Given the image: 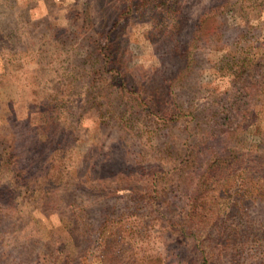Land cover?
Returning a JSON list of instances; mask_svg holds the SVG:
<instances>
[{"label":"rangeland","instance_id":"obj_1","mask_svg":"<svg viewBox=\"0 0 264 264\" xmlns=\"http://www.w3.org/2000/svg\"><path fill=\"white\" fill-rule=\"evenodd\" d=\"M216 1L0 0V264H264V60L246 115L229 58L264 48V0L206 17ZM101 32L108 55L92 50ZM136 91L151 108H131ZM220 103L237 112L214 148L237 163L204 173L215 156L204 153L183 167L188 143L218 133L208 116ZM202 173L220 211L191 218Z\"/></svg>","mask_w":264,"mask_h":264},{"label":"trees","instance_id":"obj_2","mask_svg":"<svg viewBox=\"0 0 264 264\" xmlns=\"http://www.w3.org/2000/svg\"><path fill=\"white\" fill-rule=\"evenodd\" d=\"M218 2H219V0L216 1V3H218ZM221 2H222L221 5L217 8L214 6H210L206 10V13L204 15L206 17H212L217 13V11L221 10V12H222L224 9H226L224 6L225 5L224 3L226 2V0L221 1ZM99 35H101L100 39H99ZM104 35L105 34L103 32H101L93 38L94 46L92 47V50L96 51V53L98 51L107 53L105 51L109 48V45L106 44L107 42L105 41ZM213 35H215V34H213ZM250 49H251V53L249 55L247 54L246 56L239 57V58H237L235 51L229 54V58L231 60L234 59V61L237 62L235 64V66H236L235 67L236 79L234 81V84H240L242 82L243 83L245 82L243 86H239L238 88H236L237 93H234V97L237 98L238 100L240 99V102L233 98V100L235 101L233 106L235 107V109L238 110L239 109L238 106L241 105L240 108L241 107L242 108L239 109V111L240 110L244 111V114H246V115L247 114L252 115V114L257 112L256 102L251 104L250 109L248 108L250 111L246 110L247 101L249 102V99H250L249 97H251V96L256 97V99H258L260 97L259 94L261 93L260 92L261 90L259 91V89H257V88H247V86H249L252 81L255 82L258 80L256 78H254L253 72H251V71L253 70V68L257 67V62L258 63L260 62L259 65H261V63H263V60H264V48H261L259 46L255 47V45L252 44ZM107 55H108V53H107ZM225 56H227V54ZM106 63L107 62H105L104 65ZM187 69H188V67H184L183 70L186 71ZM94 71H95V73H99L96 70H94ZM105 71L107 73H109V76H108L109 83L107 84L108 88L109 87L111 88V87H113L112 85H114L116 90H117V95L118 96H125L126 95V90L124 87L125 82L122 79L121 75H119L118 71H115L113 73L114 69L109 70V68L106 69ZM172 81L173 80H171V82ZM162 82H166V81H162ZM171 82H169V83H171ZM163 93L169 97V103L175 101L174 97L169 96L168 90L163 91ZM256 93H258V94H256ZM144 94H145L146 102H144V100L141 101V97ZM164 94L161 97L158 94V97L161 98L160 101L163 104L167 105L165 99H163ZM133 95L134 96H132V98H131V102H132L131 108L134 107L137 111H139V109L143 110V108H145L146 110H147V108H151V105H148V100L153 96L152 94H147L145 91H141V92L136 91V92H134ZM241 101H244V103H241ZM238 102L241 104L239 105ZM158 104H159V102L154 103L155 106H157ZM235 109L231 105L225 106V105H222L221 103L214 106V109L212 110V114H209L208 117L213 120V123H214L213 127H215V129H217V130L219 129L218 133L217 134H209V135H205V136L201 137V139L198 140L197 145H195V143H194V144L189 146L190 143H188L186 146V149H185L187 151L186 157H185V159L182 158V160H180L181 163L183 161V164H185V166L182 165L183 167H197L200 164V162L202 161V159L204 157L203 155H205L204 153H207V155H210L212 153L215 154L212 161L208 162V167L205 170H203L204 173H206V171H208V170H214V169L223 172L226 168L232 166V164L234 162H235V164L237 163V160H238L237 157L238 156H237V154H234V152L232 150H228V148H227L224 152H222V151L220 152V151L215 150V148H214L215 144H225V142L227 141V139L231 135V133H229V131L225 129L227 122H224V121L220 122V121H221V119H223V117L230 115L231 111L237 112ZM197 124H198V121H195V123L193 125H195V127H196ZM222 124H224L225 126H222ZM200 154H203L201 158H200ZM11 157H12V154L8 157V160L6 159L7 161L4 160L5 164H7V162H8V163H13L16 165L14 168L11 169V178L14 179L15 182H17V183L21 182L23 179L26 180V178L23 176V172H22V170L24 169V166L22 164H20L19 161L17 162L16 160H12ZM120 158L121 157L119 156L118 160H120ZM111 160H109V161H111ZM115 162H117V161H115ZM93 163L94 162H92V165H93ZM99 163H100V165L98 167L103 165V162L100 161ZM104 165L107 166L106 164H104ZM107 167H105V168H107ZM210 168H212V169H210ZM204 173L201 174V176L196 180V182L194 183V186L192 187V191H193V193H195V197H194L193 202L190 204L191 218L194 217V218L202 219L204 217L207 219L208 212L210 210L214 209L212 207L210 209H207L208 211H206L205 208L207 207L208 203H210L212 206H214V204H216L217 213H218V211H220L219 207H218L219 202L217 200L216 201L213 200L216 198H213L210 200V197H206V191L208 190V187L206 185V179H205L206 176L204 175ZM112 175H115V174H112ZM114 177L117 179L120 176L116 175ZM114 177L111 179L114 180L115 179ZM125 179H126V181L134 180L133 178L128 180L129 179L128 174L123 178H121V177L119 178V180H125ZM103 184H104V182L102 183V185ZM4 206L7 208L13 207L11 202L5 203ZM203 211L207 212V214L205 213V215H203ZM4 216H6V215L4 214ZM191 221L194 222V220H191ZM121 227L122 226H119V228H121ZM105 228L108 229V226H106ZM182 232L186 233V230H183ZM201 251L202 250L200 248H198L197 250L194 249L192 252L195 253L199 258L202 259L203 255H202Z\"/></svg>","mask_w":264,"mask_h":264}]
</instances>
